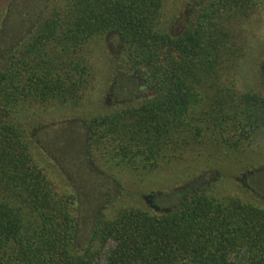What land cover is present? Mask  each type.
Masks as SVG:
<instances>
[{
	"label": "trees",
	"instance_id": "16d2710c",
	"mask_svg": "<svg viewBox=\"0 0 264 264\" xmlns=\"http://www.w3.org/2000/svg\"><path fill=\"white\" fill-rule=\"evenodd\" d=\"M33 1L36 14L21 10L33 14L27 34L0 49V264H231L242 252L249 264H264V206L214 193L215 181L179 192L169 209L152 206L158 191L144 206L109 210L116 197L94 216L91 242L80 243L77 192L64 172L59 181L48 171L44 158L61 165L41 141L44 132L52 141L58 120L78 121L85 133L72 142L82 140L95 172L119 185L107 167L145 176L195 145H255L264 138V92L238 88L236 74L264 0H186L178 32L166 23V0ZM102 42L116 61L104 88L114 108L35 122L87 99ZM256 75L261 83L258 67ZM262 176L248 169L242 177L260 184Z\"/></svg>",
	"mask_w": 264,
	"mask_h": 264
},
{
	"label": "rangeland",
	"instance_id": "374dc122",
	"mask_svg": "<svg viewBox=\"0 0 264 264\" xmlns=\"http://www.w3.org/2000/svg\"><path fill=\"white\" fill-rule=\"evenodd\" d=\"M34 2L32 0H22L18 4L19 8L15 11L14 8H10V0H0V32L4 22L10 23L7 30H4L5 32L1 36L2 39L0 38L1 51L9 49L12 44L21 40L27 34L32 25L31 15L33 14L25 15L21 10L29 7L36 14V8H33ZM185 4L186 0H166L164 15L171 31H180L179 29L183 24L181 17L184 12L187 16ZM171 17L173 18L171 19ZM261 18L262 22L255 31L256 39L251 40L252 48L238 66L236 74L237 87L243 90L252 89L264 92V79L259 83L256 75L258 67L261 78H264V59L261 60L262 62L258 66L255 63L257 62L256 57H259V55L264 57V13ZM95 60L98 73L97 82L87 99L75 110L76 113L73 112L74 109L72 108L58 107L54 111L50 108L49 112H52L50 115H48L49 113L42 115V118L38 117L35 122L44 121L43 119L48 116L62 117L65 114L95 115L114 108L111 102L104 98V88L108 86L112 73L116 69V61L112 62L103 42L95 46ZM56 113L57 116H54ZM57 123L53 127L55 129L49 132L52 134V141H49V134H45L46 132L42 134L43 136L41 135V141L48 147L61 166L60 168L54 166L50 159L44 157L43 162L46 164L48 171L53 173L59 181H61L59 172H64L68 187L77 192L79 205L78 239L84 245L91 242L94 216L99 214L103 207L116 197L117 200L110 205L109 210H115L119 206H144V203H148L145 198L150 196L149 194L158 191L161 197H158V201L152 206L156 205L155 207L169 209L179 192L192 190L199 183L204 184L215 181L218 184L212 189L214 193L237 195L244 200L264 206V186H262L264 180L260 184H253L242 177L248 169L253 174H258L261 170L264 171V138L244 151L228 150L205 144L195 145L189 148L182 158L162 164L156 171L145 176L139 170H134V168L118 169L116 167L111 169L107 167L109 172L123 181V185H119V183L102 176L101 173L95 172L98 168L97 161L91 160L89 154L84 152L81 147L82 140L77 146L72 142V139L75 140L76 137L83 139L85 133L83 124L76 120L70 121V119H61ZM61 140H65L67 144L64 145ZM58 146L66 152L63 151L61 155V149ZM36 153L38 154V150H36ZM100 162L105 167L101 159ZM61 167H63V170ZM217 168L223 176L219 180L218 177L220 176ZM200 172L202 173L199 176L192 178ZM92 178H95V180ZM172 187L178 189L172 191ZM165 192L170 196L169 199L164 198ZM239 255L233 259L231 264H249L245 252Z\"/></svg>",
	"mask_w": 264,
	"mask_h": 264
}]
</instances>
